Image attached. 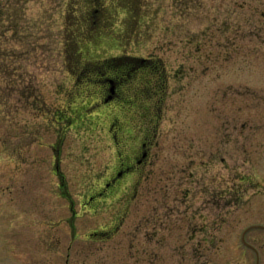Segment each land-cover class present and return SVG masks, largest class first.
Instances as JSON below:
<instances>
[{
	"label": "rangeland",
	"instance_id": "rangeland-1",
	"mask_svg": "<svg viewBox=\"0 0 264 264\" xmlns=\"http://www.w3.org/2000/svg\"><path fill=\"white\" fill-rule=\"evenodd\" d=\"M262 226L264 0H0V264H264Z\"/></svg>",
	"mask_w": 264,
	"mask_h": 264
},
{
	"label": "flooded vegetation",
	"instance_id": "flooded-vegetation-1",
	"mask_svg": "<svg viewBox=\"0 0 264 264\" xmlns=\"http://www.w3.org/2000/svg\"><path fill=\"white\" fill-rule=\"evenodd\" d=\"M132 63H124L122 59L118 58L116 59L118 61L117 65L115 67H118L120 70H118V68H115L114 70V74L109 75L110 73H106L108 71H112L111 69L108 71L105 69L103 71L100 72V77H99V82H100V87L99 90L102 91L104 93V99L107 98L109 96L110 99H114L116 100V98L121 97L122 93H125L127 91H132V88L129 87L130 84L134 83L135 78L133 76V71L134 72H138V75L140 74V76H144L143 72L145 71V69H151V72H154L156 74L158 69H155L157 66L152 63L153 61L147 58H137V57H132L130 58ZM122 67H121V66ZM113 69V67H112ZM128 87V88H127ZM152 90V91H151ZM149 89V87L147 86V83L143 86L142 89H136V92H146L149 95H153V93H156L155 90L153 89ZM113 100V101H114ZM107 101V100H105ZM111 101V100H110ZM109 102V101H108ZM106 102V103H108ZM147 119H144V122ZM152 123H156L158 121L157 117L150 119ZM113 123V121L110 123ZM150 130V134L151 135H155L154 133H151V129ZM149 137H145L143 138V140H141V142H139L141 144V148H140V152L135 156V163L134 164H126L122 158H118V160L120 161L118 163V166L120 167L119 172L116 173L115 177H112L111 180H108V182L106 183L105 187L102 188V190H98L96 197H103L105 196V198H110V197H114L116 192H120L122 188L117 189V190H113L111 191V193H107L108 189L117 181L120 180L121 177L125 176L126 174H130V173H136V172H142V168L147 164L150 156H151V147L153 145V139ZM131 149V143H126L125 144V153L126 151H129ZM121 153V151H119ZM122 160V161H121ZM58 169V167H57ZM140 169V170H139ZM95 197V195H94Z\"/></svg>",
	"mask_w": 264,
	"mask_h": 264
},
{
	"label": "trees",
	"instance_id": "trees-1",
	"mask_svg": "<svg viewBox=\"0 0 264 264\" xmlns=\"http://www.w3.org/2000/svg\"><path fill=\"white\" fill-rule=\"evenodd\" d=\"M81 24H82L81 21L78 19V21L75 24L73 23L71 26H69L67 28L68 35H69L68 41L70 42L68 45L69 49H70L68 51L69 54L75 52L76 43L79 44L81 37H83V34H85L84 33L85 30H82ZM91 25H92V22H91ZM78 58H79V56L77 57V59Z\"/></svg>",
	"mask_w": 264,
	"mask_h": 264
},
{
	"label": "water",
	"instance_id": "water-1",
	"mask_svg": "<svg viewBox=\"0 0 264 264\" xmlns=\"http://www.w3.org/2000/svg\"><path fill=\"white\" fill-rule=\"evenodd\" d=\"M262 227H264V226H262ZM247 230H248V229H247ZM247 230H245V232L243 233L242 240H243V242H244L246 245L250 246L251 248H253V249L255 250V252H256V254H257V264H259V262H260V260H259V251H258L253 245L249 244V243L246 241L245 235H246Z\"/></svg>",
	"mask_w": 264,
	"mask_h": 264
}]
</instances>
